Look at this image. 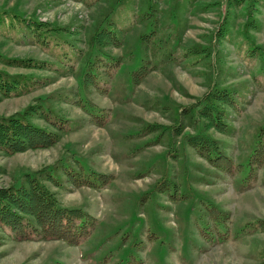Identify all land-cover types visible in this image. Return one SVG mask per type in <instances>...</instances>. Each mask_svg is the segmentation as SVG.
<instances>
[{
	"label": "rangeland",
	"instance_id": "rangeland-1",
	"mask_svg": "<svg viewBox=\"0 0 264 264\" xmlns=\"http://www.w3.org/2000/svg\"><path fill=\"white\" fill-rule=\"evenodd\" d=\"M114 1L0 0V7L37 16L65 40L54 50L0 28V70L46 80L27 94L0 96V116L22 112L42 97L58 114L82 121L50 147L0 152V185L18 186L24 173L48 167L59 185H46L60 204L95 218L76 246L53 239L13 241L0 226V264H128L130 257L142 264H264V232L253 231L264 220V163L253 186L243 189L246 167L235 166L229 175L211 166L186 141L199 124L190 113L180 114L214 83L236 87L241 109H227V133L212 129L210 135L235 164L249 155L264 124V0H120L108 14ZM107 14L121 45L102 51L121 63L103 78L104 94L93 87L84 91V62H77L79 52L70 44L88 55L89 37ZM251 19L253 27L246 25ZM58 52L72 58V72L51 70ZM20 59L46 65L12 62ZM143 59L150 71L135 85L131 72ZM75 90L83 111L72 102ZM84 112L101 124L89 123ZM30 120L48 127L35 115ZM180 122L182 133L171 135ZM150 124L162 129L147 132ZM69 173L87 182L73 186L66 181ZM212 206L217 217L208 213Z\"/></svg>",
	"mask_w": 264,
	"mask_h": 264
},
{
	"label": "trees",
	"instance_id": "trees-1",
	"mask_svg": "<svg viewBox=\"0 0 264 264\" xmlns=\"http://www.w3.org/2000/svg\"><path fill=\"white\" fill-rule=\"evenodd\" d=\"M119 1L115 0L109 6L108 14H111L114 5ZM108 14L101 20L99 19L89 37L88 55L86 52L81 55L83 50L70 44L75 51L79 52L77 54L80 55V59L76 57L77 62H84L80 72L81 87L84 91L93 87L100 94H104L106 91L102 87L103 78L111 77L121 63L118 57L114 58L111 54L102 51L106 45L115 47L121 45V35L112 27L116 23L111 19L108 21ZM227 15L228 12L225 17ZM225 22L223 21L224 24ZM253 22L251 19L250 22H246V25L253 27ZM0 28L4 32L8 29L17 31L21 36L19 38L34 40L41 46H47L54 50L63 48L62 44L65 41L57 36L50 24L40 20L37 16H23L17 11L4 7H0ZM223 30L225 28L221 27L218 32L221 33ZM154 31V29L151 30V32ZM52 41H54L53 44H51ZM94 51L96 52L93 53ZM255 51L252 48L250 50L252 54ZM57 56L58 64L51 70L59 75L74 70V64L67 62L72 58L60 52ZM0 59H2L1 54ZM12 62L21 67L38 69H42L46 65L45 61L33 59L13 60ZM149 67V61L143 59L137 69L131 72L133 84L137 85L143 80L150 71ZM45 81L43 77L12 75L0 70V96L11 97L27 94L42 87ZM212 86L203 96L197 97L188 108H183L180 112L182 115L190 113V120L200 126L198 132L186 136V141L211 166L225 171L226 174L234 175V170L237 167L242 170L246 167L241 187L248 189L253 186L257 179V170L264 163V124L255 133L254 144L249 155L242 162L235 164L233 158L224 152L219 141L211 137L210 130L213 129L220 133L228 132L230 126L227 122V109H241L237 99L238 89L227 85L219 86L216 83ZM73 95L72 102L80 109L83 108L78 99L79 92L75 90ZM37 100V104L27 105L22 112L0 116V152L11 155L28 149L47 148L54 145L63 134L76 131L82 126L81 120L67 118L55 112L51 105H47L46 99L38 97ZM88 102L96 107L91 101L88 100ZM98 109L101 110V114L106 113L105 110L99 107ZM85 114L89 123L98 125V122L101 124L98 116ZM33 115L42 119L48 127L33 123L30 120ZM184 127L185 125L180 122L171 129V135H180ZM160 129H162L161 124H150L146 131L154 132ZM235 166L237 167L235 168ZM49 171L46 167L26 172L22 175L18 186L13 183L7 186L0 185V226L3 231H6L5 235L13 241L53 239L76 246L91 233L95 218L79 207H67L60 204L58 198L46 185V181H52L55 185H59L56 177L54 175L53 177ZM69 175L70 178L66 181L70 180L73 186H82L87 182L78 180L75 173H69ZM106 178L108 177L106 176ZM208 211L209 214L216 217L219 213L218 209L213 206ZM256 223L253 231L264 232V220H257ZM128 264H142V262L130 257Z\"/></svg>",
	"mask_w": 264,
	"mask_h": 264
}]
</instances>
